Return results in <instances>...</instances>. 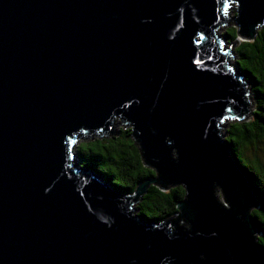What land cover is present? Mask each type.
Instances as JSON below:
<instances>
[{"label":"water","instance_id":"water-1","mask_svg":"<svg viewBox=\"0 0 264 264\" xmlns=\"http://www.w3.org/2000/svg\"><path fill=\"white\" fill-rule=\"evenodd\" d=\"M231 21L256 40L264 0H0V264H264L222 134L251 113ZM117 122L156 172L131 195L74 167ZM152 184L184 188L175 218L135 215Z\"/></svg>","mask_w":264,"mask_h":264},{"label":"trees","instance_id":"trees-1","mask_svg":"<svg viewBox=\"0 0 264 264\" xmlns=\"http://www.w3.org/2000/svg\"><path fill=\"white\" fill-rule=\"evenodd\" d=\"M225 37L237 46L236 68L249 86L252 104L248 119L242 122L228 121L230 124L225 142L229 155L259 205L258 209L252 211V216L261 230L258 241L264 246V162L259 157L250 158L247 155L248 150L264 143V26L253 41L243 39L237 42L240 38L237 24L225 31ZM118 132L115 137L109 138H79L73 147L78 144L76 155L78 165L82 166L80 168L95 172L119 195H131L139 184L154 178L156 172L145 165L131 130L124 127ZM184 197L182 187L165 190L160 185L152 184L135 206V215L150 224H160L176 217L179 213L177 205Z\"/></svg>","mask_w":264,"mask_h":264},{"label":"rangeland","instance_id":"rangeland-1","mask_svg":"<svg viewBox=\"0 0 264 264\" xmlns=\"http://www.w3.org/2000/svg\"><path fill=\"white\" fill-rule=\"evenodd\" d=\"M236 15H237V5H231V7H230V10H229V17H236ZM234 25H236V24H234L233 23V21H231V22H229L228 23V25H226L225 27H223L220 31H219V33H218V35H219V37L220 38H222L223 39V41H224V44H225V49H228L229 47H230V44H231V42H230V40H228L226 37H225V31L229 28V27H231V26H234ZM238 41V43L241 41V40H243V38H239V39H237ZM237 46H235V47H233L232 48V51H231V53H232V56L234 57V60H231V65H233L235 68L237 67V59H238V56H236V53H235V48H236ZM245 81V80H244ZM247 88H248V90H249V86H247ZM252 105V104H251ZM248 118H249V116H248ZM247 118V119H248ZM118 124H117V127H116V129H117V133L119 134V132H118V130H122V129H124V127H126V126H124V125H122L121 123H119V122H117ZM229 122L228 123H226L224 126H225V128L223 129V131H222V134H224V135H226L227 136V128H228V126H229ZM76 146V147H75ZM74 147H73V152H74V162H75V166L74 167H76L77 168V166H78V161H77V155H76V150H77V146H78V144H76ZM247 155L250 157V158H255V157H259L263 162H264V143H261L260 145H258L257 147H255V148H252V149H250V150H248L247 151ZM77 162V163H76ZM79 167V166H78ZM216 195H217V197H219V200L221 201V202H225L224 201V197H223V194H222V191H221V189H219V190H217V192H216Z\"/></svg>","mask_w":264,"mask_h":264},{"label":"flooded vegetation","instance_id":"flooded-vegetation-1","mask_svg":"<svg viewBox=\"0 0 264 264\" xmlns=\"http://www.w3.org/2000/svg\"><path fill=\"white\" fill-rule=\"evenodd\" d=\"M127 128V127H126Z\"/></svg>","mask_w":264,"mask_h":264}]
</instances>
